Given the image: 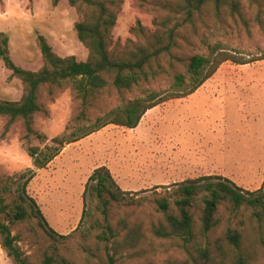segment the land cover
I'll use <instances>...</instances> for the list:
<instances>
[{
  "label": "rangeland",
  "instance_id": "374dc122",
  "mask_svg": "<svg viewBox=\"0 0 264 264\" xmlns=\"http://www.w3.org/2000/svg\"><path fill=\"white\" fill-rule=\"evenodd\" d=\"M245 11L249 19L257 13L253 8ZM154 17L136 0H125L112 32L115 42L124 46L134 39L131 30L138 22L152 29ZM79 20L67 0L58 6L52 0H0V34L4 35L0 38H9L12 60L29 71L43 66L39 36L48 40L58 56L87 61L89 52L75 29ZM207 33L212 43L219 42L220 48L234 54L248 59L264 54V30L255 21L251 36L240 23L230 20L224 28L211 24ZM185 53L187 57L206 56L208 51L197 44L195 50ZM168 87L167 81H161L133 93L106 95L91 110L90 124L119 107L122 97L129 101L141 97L148 88L162 92ZM23 94L22 82L0 58V100L19 102ZM41 100L48 116L36 117L38 132L50 141L75 130L72 127L66 132L80 112L69 90L57 92L53 100L43 92ZM5 125L6 120L0 117V175H33L25 187L26 194L36 201L50 227L59 236L78 230L74 238L63 240L46 233L35 216L16 224L14 234L22 236L19 246L32 264H44L46 256L58 261L65 258L71 264H109L110 258L115 264H204L192 260L189 245L181 238L155 235L154 229L164 225L157 202L167 200L174 208L179 189L208 177H212L209 182L228 180L245 193L264 191V60L246 65L225 63L188 99L173 100L148 111L134 130L108 125L66 146L44 169L34 167L21 124L4 135ZM31 146H40L39 141L33 140ZM102 166L110 170L122 191L131 192L126 200L112 205L109 225L114 235L108 233L104 240L100 237L107 229L96 211L97 203L90 197L85 205L83 197L89 177ZM25 181L14 186L13 197L23 192ZM201 199L197 197V208L202 207ZM85 209L92 216L83 220ZM194 211L198 223L200 211ZM218 218V228L210 236L195 231V249L209 243L214 247L231 227L247 235L242 249L216 250L214 264H235L238 253L248 264H264L259 235L253 231L252 209L244 206L234 210L230 202H223ZM0 264H12L1 246Z\"/></svg>",
  "mask_w": 264,
  "mask_h": 264
},
{
  "label": "trees",
  "instance_id": "16d2710c",
  "mask_svg": "<svg viewBox=\"0 0 264 264\" xmlns=\"http://www.w3.org/2000/svg\"><path fill=\"white\" fill-rule=\"evenodd\" d=\"M61 1L52 0V4L58 6ZM67 2L80 16L75 29L79 41L89 52L87 61L80 62L74 56H58L48 40L39 36L43 66L38 71H29L17 66L12 60L9 38H0V58L24 87L19 102L0 100V117L6 120L4 135L16 124H21L25 131L26 151L37 169L46 168L66 146L108 125L136 129L148 111L173 100L188 99L225 63L246 65L264 60V54L248 59L220 48V43H212L207 33V30H211V24L224 28L229 20L240 23L249 36L252 34L253 21L264 30V0H136L141 9L155 14L153 28H145L138 22L131 30L134 39L128 40L124 46L115 42L112 32L125 0ZM245 8L257 10L253 19L246 16ZM197 44L205 47L208 54L187 57L185 52L195 50ZM161 81L169 83L167 90L158 92L148 88L142 91L141 97L129 101L122 97L119 107L98 116L90 124V112L104 96L113 92L120 96L133 93ZM67 90L79 104L80 112L70 121L66 132L72 127L75 130L49 141L35 129L36 117L48 116L41 100L42 93L53 100L57 92ZM83 123L89 125L84 126ZM33 140L39 141L40 146H31ZM32 176L27 178L26 173L20 176L0 175V246L12 264H32L19 246L22 236L14 234L16 224L35 216L46 233L52 237L59 236L48 224L36 201L26 194L25 187ZM210 180L212 177L191 181L190 185L179 189L180 197L174 202V208H171L169 201L159 200L157 204L164 225L154 229L155 235L160 238L179 237L189 245L187 250L195 263L214 264L216 250L240 251L247 236L243 231L230 227L222 233L214 247L211 243L198 249L192 245L195 231L207 237L217 230L220 206L228 201L234 210L244 206L252 209V219L256 224L253 231L259 235L258 242L264 251V191L245 193L228 180ZM20 181H25L23 192L13 197L12 190ZM204 181L207 183L201 185ZM130 194L120 189L106 166L97 168L89 177L83 197L85 205L90 197L97 203L96 211L100 213L107 229L101 239H106L108 233L114 235L109 225L112 205L126 200ZM198 196H202L200 208L196 204ZM194 210L200 211L199 224ZM91 216L92 213L85 209L83 220ZM77 231L59 238L69 240L74 238ZM132 233L134 231L129 234ZM44 264L71 263L65 258L58 261L53 256H46ZM109 264H115L113 258L109 259ZM235 264H248V260L238 253Z\"/></svg>",
  "mask_w": 264,
  "mask_h": 264
}]
</instances>
